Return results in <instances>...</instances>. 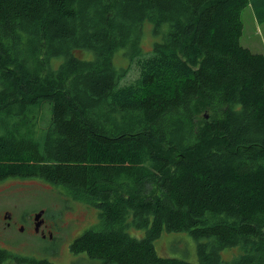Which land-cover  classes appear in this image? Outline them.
<instances>
[{"label":"trees","instance_id":"trees-1","mask_svg":"<svg viewBox=\"0 0 264 264\" xmlns=\"http://www.w3.org/2000/svg\"><path fill=\"white\" fill-rule=\"evenodd\" d=\"M249 4L264 20V0H0V180L37 177L96 208L101 227L70 248L106 264H194L157 253L163 230L196 239L197 264H264V53L240 41ZM145 21L169 28L121 85L112 57L138 48ZM12 257L0 248V264Z\"/></svg>","mask_w":264,"mask_h":264},{"label":"rangeland","instance_id":"rangeland-1","mask_svg":"<svg viewBox=\"0 0 264 264\" xmlns=\"http://www.w3.org/2000/svg\"><path fill=\"white\" fill-rule=\"evenodd\" d=\"M255 15V14H254ZM252 13V6L247 5L242 11L243 29L241 44L252 52L264 53V20H257ZM167 24H161L155 31L154 24L145 21L138 48H119L112 57L115 68L122 72L120 84L132 82L138 77L136 59L146 56L152 51L153 45L162 40L168 30ZM141 54L133 55L135 52ZM80 57L89 58L90 52H77ZM60 59H52L56 68ZM46 211V218L57 228L53 240L43 242L39 237L20 233L15 228L9 229L0 223V248L6 249L13 255L3 264H29V258H46L56 264H73L76 257L70 245L75 238L87 229L101 227L100 218L96 208L73 200L68 197L61 187L37 177L11 176L0 180V213L11 211L16 217L22 213ZM137 237H143L144 229L128 230ZM157 253L161 256L181 257L197 264V240L186 231H165L154 240ZM238 253L237 248L224 249L223 259L232 260Z\"/></svg>","mask_w":264,"mask_h":264},{"label":"flooded vegetation","instance_id":"flooded-vegetation-1","mask_svg":"<svg viewBox=\"0 0 264 264\" xmlns=\"http://www.w3.org/2000/svg\"><path fill=\"white\" fill-rule=\"evenodd\" d=\"M43 210L39 209L38 211ZM38 211L22 213L16 217L11 211L4 210L0 213V223L9 229L15 228L20 233L29 236L39 237L43 242L53 240L57 228L53 223H50L46 218V211L44 210L39 220H35V214ZM1 212V211H0ZM73 264H106L97 259H92L86 252H77Z\"/></svg>","mask_w":264,"mask_h":264},{"label":"water","instance_id":"water-1","mask_svg":"<svg viewBox=\"0 0 264 264\" xmlns=\"http://www.w3.org/2000/svg\"><path fill=\"white\" fill-rule=\"evenodd\" d=\"M43 212H44V210H40V211H38V212L35 214V220H39L40 217L42 216Z\"/></svg>","mask_w":264,"mask_h":264},{"label":"crops","instance_id":"crops-1","mask_svg":"<svg viewBox=\"0 0 264 264\" xmlns=\"http://www.w3.org/2000/svg\"><path fill=\"white\" fill-rule=\"evenodd\" d=\"M252 13H253V15H254L253 9H252ZM254 16H255V15H254Z\"/></svg>","mask_w":264,"mask_h":264}]
</instances>
